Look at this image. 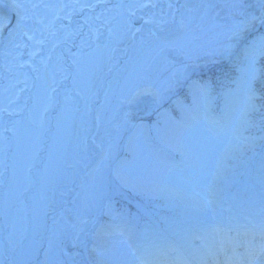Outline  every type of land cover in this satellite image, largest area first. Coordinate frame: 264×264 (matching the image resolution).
I'll list each match as a JSON object with an SVG mask.
<instances>
[{
  "label": "rangeland",
  "instance_id": "1",
  "mask_svg": "<svg viewBox=\"0 0 264 264\" xmlns=\"http://www.w3.org/2000/svg\"><path fill=\"white\" fill-rule=\"evenodd\" d=\"M150 1L155 0L134 1L133 8ZM165 12L167 17L169 12ZM129 14L53 19L56 37L50 47L15 51L10 46L0 57L7 71L4 74L17 72L20 78L9 90L7 83L0 81V105L10 99L17 106L23 102L19 109L31 113V117L27 112L21 114L26 119L20 124L25 136L20 135L14 144V157L20 163L11 162L9 167L23 179L32 177V183L36 178L30 173L32 167H27L35 159L39 162L36 155L43 150L35 146L40 135L55 137V166L61 162L57 158L60 149L67 146L69 122L52 124V118L59 114L53 105L64 97L78 98L75 93L87 99L91 88L96 90L110 72L115 51L126 55L130 50L97 105L92 140L98 149L78 154L81 146L74 143L70 157L63 159L72 162L71 166H76L73 169L83 168V172L70 206L74 221L69 222L64 215L52 224L50 243L44 250L46 264H60L66 259L58 258L53 250L65 230L80 235L79 254L85 252L91 264H144L139 254L156 240L167 236L183 239L188 232L193 234L192 227L211 223L227 209L230 215L240 208L250 215L253 207L257 217L264 213V145L260 146L263 137H258L259 126H264V87L259 82L264 80V0H199L193 6L180 2L177 23L170 25L173 33L152 40L136 37L144 25L131 24L136 12ZM5 21L0 16V29ZM29 26L18 18L13 34L28 32ZM246 41L252 51L259 52L243 49L238 64L231 67L227 61ZM34 53L37 56L29 60ZM71 67L75 74L64 83ZM253 68L259 78L253 89L255 96L250 91ZM33 69L40 73H33ZM21 73L31 76L33 82L26 77L31 84L25 86ZM235 83L241 87L234 88ZM145 89L153 94L134 101L137 92ZM203 108L204 117L200 115ZM16 111L7 116V124L0 125V133L16 117ZM169 113L180 117L175 119ZM193 114L199 116L192 121ZM0 123L4 124L1 117ZM85 140V135L81 136V145ZM152 140L161 148L168 146L174 156L161 153ZM220 191L226 193L221 201ZM14 192L0 206H12L18 198ZM29 193L35 197L33 207L41 209V191ZM146 199L153 200L148 207L143 203ZM54 203L53 208L69 206L60 198ZM63 208L62 215L67 213ZM114 221L126 223L133 235Z\"/></svg>",
  "mask_w": 264,
  "mask_h": 264
},
{
  "label": "bare ground",
  "instance_id": "2",
  "mask_svg": "<svg viewBox=\"0 0 264 264\" xmlns=\"http://www.w3.org/2000/svg\"><path fill=\"white\" fill-rule=\"evenodd\" d=\"M134 1L139 2V0H0V16L5 17L6 20L5 25L0 29V57H3L5 48L10 46H12L15 51L22 49L38 51L50 47L53 43L54 36L56 37L53 19L62 18L70 20L83 17L98 19L101 17L123 16L132 13L135 8ZM198 1L199 0H155L154 2L150 1L144 3L139 9V12L142 14L144 13V26L137 32L139 35L138 37L152 40L160 35L172 34L173 32L170 30V25L171 23H177L179 16H176L178 14L180 2L188 5H195ZM147 8L151 10L145 11ZM165 10L169 12L167 17L165 16ZM18 18L29 23L30 29L27 30L28 32L14 35L13 33L14 30H16ZM82 23L85 24L84 20ZM83 36L85 37V35ZM102 44L104 45L103 42ZM108 47L110 50L112 49V45ZM37 54L38 53L29 55L28 59L32 60ZM124 54H118V51H115L114 63L110 72L102 80L96 90L91 88L92 92H89L87 99H82L75 93V96L78 98L70 99L69 97H64L60 102L58 101L59 103L53 105H57L56 113L59 114L52 118V124L54 125V123H56V125H58V123L67 120L71 131L65 138L64 144L67 143V146L60 149L57 156L58 160L61 161H58L57 166H55L52 157L55 137L52 134L47 135V133L40 135L38 138V145L35 146L39 148L40 145L43 150L42 153L38 152V155H36L39 162L35 159L33 163L27 167L28 170L32 167L30 173H34L33 175L36 178L34 182L31 183L32 177L23 179L16 174V170L11 171L9 167L11 162H16L17 165L20 163L14 157V144H18L20 135L21 137L25 136L23 133L24 129L18 127L21 121L18 122L19 119L14 117L9 124L4 127L8 133L5 130L0 133V157L4 160L3 162L0 160V203L2 200L10 199L12 195L10 188L11 184L17 187L18 195L21 196V198L24 196L27 197V202L25 203L17 200L15 209V205L9 206V208L0 206V264H46L44 250L50 243L48 235L52 229V224L58 222L64 215H67L69 222L74 221V209L70 206L74 204L72 197H74L77 186L81 180L83 168L78 167L77 169H73L72 167L76 166H71L72 162H70V164L66 161L64 162L63 159L70 157L74 143L81 146V151H78V154L84 153L94 147L98 149V146H95V142L92 140L94 130L97 126V103L104 92L107 79L118 66L120 57H125ZM72 67L68 69L70 79L73 72L75 74V69ZM32 68L33 67H31V69ZM15 71L17 70L15 69ZM6 72L5 67L0 64V75ZM20 76L25 78L23 81L25 86L31 84L28 81V79H32L31 76H24L23 73H21ZM17 77V72L4 74V76H0V81L7 83L6 89L9 90L12 88L11 84L17 85V83H14L17 81ZM24 91L25 89L20 94L24 95ZM152 94V91L148 89L139 91L134 101L139 102L145 95L150 96ZM13 99H16V97H13ZM15 102L16 101H11L10 99L3 107L0 105L1 118L6 117L1 110L10 113L12 116L13 110L15 111V109H17L16 112H19V110L24 113L27 112L26 114L31 117V113L28 109H18L20 106L18 107L15 105ZM60 107H63V109ZM58 108L60 109L58 110ZM82 108L84 111L80 112ZM38 121L39 117L36 118L35 122ZM7 123V119H5L4 124L0 123V125H5ZM20 132L21 134L18 135ZM83 135L86 137V144L81 145L82 142L80 141ZM40 141L42 142L40 143ZM32 191H41V209L32 206L33 197L31 193H29ZM55 198L65 200L69 206H66L67 208H63L62 206L53 208L55 205ZM61 208L67 210V213L71 214L66 213L62 215ZM4 211L7 213L6 217L2 213ZM8 211H10L9 214ZM11 212L13 214L9 216ZM254 227L257 226H255V224L252 225L250 220L237 221L235 219L218 224H206L200 229L201 237H197L195 240L197 239V241L200 242L201 239L204 241L205 238H210L212 240V235L215 233L216 235L219 234V236L222 234L224 241L232 244V239L229 238L228 234L230 233L231 236L234 233L233 229L238 228L239 232H236L233 236L236 242L234 252L238 255V247L242 241L241 238L248 241L246 245H253L256 249H259V245L264 243V237L257 232L258 230L256 228L254 230ZM251 229L253 234L251 233L249 237L253 243H251L247 237ZM261 231L264 232V229ZM240 235L245 236L241 237ZM79 238L80 235L77 232L71 233L65 230L60 235V239L54 242L53 250L57 252V257L63 259L66 257L60 264H91L85 252H83V255L79 254ZM222 241H220V244H225V242ZM151 252H153V249ZM252 254H254V252H250V255ZM261 259H264V256L260 258V261ZM226 260L227 259H217L216 262L224 264ZM216 262L212 261L211 264Z\"/></svg>",
  "mask_w": 264,
  "mask_h": 264
},
{
  "label": "snow or ice",
  "instance_id": "3",
  "mask_svg": "<svg viewBox=\"0 0 264 264\" xmlns=\"http://www.w3.org/2000/svg\"><path fill=\"white\" fill-rule=\"evenodd\" d=\"M258 79L259 78L256 75V70L253 68L252 69V85L250 86V91L253 96H255V92L253 90L254 85ZM259 82L261 84V87H264V80H260ZM261 256H264V252L254 254L253 259H256L257 257H261ZM260 264H264V259H261Z\"/></svg>",
  "mask_w": 264,
  "mask_h": 264
},
{
  "label": "water",
  "instance_id": "4",
  "mask_svg": "<svg viewBox=\"0 0 264 264\" xmlns=\"http://www.w3.org/2000/svg\"><path fill=\"white\" fill-rule=\"evenodd\" d=\"M136 21H137L136 23L139 24V23H141V22L143 21V18L139 15V16L136 17ZM91 34H92V33H91ZM33 70H34V69H33ZM33 72H38V73H40L39 70H34ZM32 82H33V78H32ZM59 87H60V86H59ZM21 102H22V101H21ZM22 104H23V102H22ZM27 115H28V114H27ZM28 116H29V115H28ZM21 122H22V120H21Z\"/></svg>",
  "mask_w": 264,
  "mask_h": 264
},
{
  "label": "trees",
  "instance_id": "5",
  "mask_svg": "<svg viewBox=\"0 0 264 264\" xmlns=\"http://www.w3.org/2000/svg\"><path fill=\"white\" fill-rule=\"evenodd\" d=\"M120 201H118V203H119ZM120 204V203H119ZM123 204H126V205H128L127 203H123Z\"/></svg>",
  "mask_w": 264,
  "mask_h": 264
}]
</instances>
